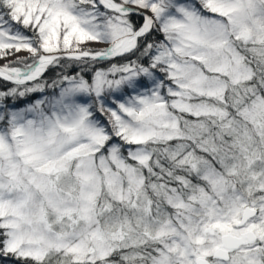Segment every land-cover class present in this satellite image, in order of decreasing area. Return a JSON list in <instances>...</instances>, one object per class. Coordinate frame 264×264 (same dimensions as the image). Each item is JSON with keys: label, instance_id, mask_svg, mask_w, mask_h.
Listing matches in <instances>:
<instances>
[{"label": "snow or ice", "instance_id": "obj_1", "mask_svg": "<svg viewBox=\"0 0 264 264\" xmlns=\"http://www.w3.org/2000/svg\"><path fill=\"white\" fill-rule=\"evenodd\" d=\"M0 264H264V0H0Z\"/></svg>", "mask_w": 264, "mask_h": 264}]
</instances>
